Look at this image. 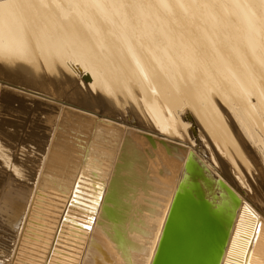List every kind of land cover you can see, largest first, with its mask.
I'll use <instances>...</instances> for the list:
<instances>
[{"label":"bare ground","instance_id":"bare-ground-1","mask_svg":"<svg viewBox=\"0 0 264 264\" xmlns=\"http://www.w3.org/2000/svg\"><path fill=\"white\" fill-rule=\"evenodd\" d=\"M126 126L189 146L216 264H264V0H0V264H78Z\"/></svg>","mask_w":264,"mask_h":264},{"label":"water","instance_id":"water-1","mask_svg":"<svg viewBox=\"0 0 264 264\" xmlns=\"http://www.w3.org/2000/svg\"><path fill=\"white\" fill-rule=\"evenodd\" d=\"M188 154L189 146L184 143L126 126L78 264H160L165 249H169L170 236L175 235L173 220H187L189 229L183 237H174L182 247L174 255H165L161 264L169 260L183 264L188 258L198 264L200 256L201 261L212 257L211 264H216L221 244L210 234L227 236L220 219L222 212L208 210L197 182L192 189L207 217L187 212L195 200L192 192L179 190V179L183 169L192 171L195 166ZM183 195H187L186 210L176 213L177 200ZM212 222L217 223L214 230L204 227L210 228ZM212 243L215 251L211 250Z\"/></svg>","mask_w":264,"mask_h":264}]
</instances>
